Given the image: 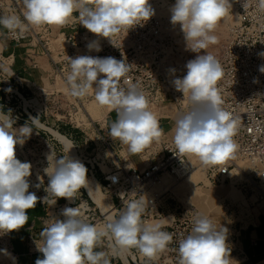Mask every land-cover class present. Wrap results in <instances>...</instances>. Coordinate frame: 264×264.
Here are the masks:
<instances>
[{
	"label": "clouds",
	"instance_id": "1",
	"mask_svg": "<svg viewBox=\"0 0 264 264\" xmlns=\"http://www.w3.org/2000/svg\"><path fill=\"white\" fill-rule=\"evenodd\" d=\"M18 3L22 4L23 19L16 14L0 16V27L17 40L25 38L30 27L63 26L78 13L80 25L98 37L108 38L114 45L113 35L143 26L155 15L149 0H18ZM247 6L245 0V10ZM258 6L264 10V0H259ZM231 8L230 0H175L170 9V22L180 25L186 48L200 53L216 43L217 37L212 33ZM87 47L101 50L97 42ZM260 55L264 56V52ZM68 58L69 94L82 98L90 89L94 90L96 102L117 113L109 131L113 140L127 145L131 154H138L162 135L156 116L148 110L144 92L126 79L130 64L114 57ZM186 68L187 74L173 81L175 89L190 100L189 110L179 113L175 119L173 152L180 158L196 156L203 165H216L232 157L238 147L233 139L236 120L219 105L216 85L222 76V67L205 51L188 61ZM259 71L264 73V66ZM100 74L104 78L98 79ZM122 80L128 84L127 88L122 86ZM6 91L10 92L11 88ZM37 118L30 117L31 124L28 121L14 128L15 119L0 111V236L23 227L29 221L28 210L36 207L41 199L29 191L32 165L16 157V146L30 139ZM47 160L49 166L44 172L49 178L45 188L48 195L42 198L43 202L49 195L56 200L72 201L77 191L88 188V169L82 162L70 155L57 159L52 151ZM38 179L37 188L43 183L42 177ZM143 197L123 201L125 210L119 218L109 217L102 227L86 222L78 207H65L64 219H55L42 229L43 246H38V251L43 258H38L35 264H110L104 252L95 251L104 236L114 239L115 246L121 250L136 248L145 257L154 258L172 242L173 236L160 230V224L141 222ZM227 232L225 227L217 228L206 215H197L191 232L178 242L179 264H228ZM3 251L10 256L7 250Z\"/></svg>",
	"mask_w": 264,
	"mask_h": 264
},
{
	"label": "built area",
	"instance_id": "2",
	"mask_svg": "<svg viewBox=\"0 0 264 264\" xmlns=\"http://www.w3.org/2000/svg\"><path fill=\"white\" fill-rule=\"evenodd\" d=\"M230 2L232 8L229 11L236 16L237 21L231 26L230 39L222 51L214 57L222 67V76L216 85L219 105L236 120L233 139L238 147L232 157L216 165H203L200 161L193 160V156L180 158L173 152L175 151L173 114L187 112L190 108L188 96L177 91L173 81L187 74L186 64L195 59L196 55L186 48V42L178 38L179 34L175 35L172 32L170 23L162 16L155 13L143 26H136L128 33L121 31L113 35L111 40L115 46L108 38L98 37L80 25L78 15L69 19L65 25L58 26L57 31L53 25H41L37 26L38 30L30 27L25 38L19 40L11 38L8 31L4 34L7 41L15 44L21 45L28 42V49L32 54L45 57L51 62L57 75L65 82L67 90L66 76L70 72L68 57L89 55L124 60L131 65L126 77L128 83L138 85L144 92L148 101V110L156 116L159 127L163 129L158 139H154L138 153L143 165L142 169L126 167L127 160L125 159L116 158L114 164L106 162L109 167L108 171H104V189L111 190L112 193L113 219H118L125 210L123 201L140 199L144 196L145 207L141 222L149 225L152 221H158L161 225L160 230L172 234L173 240L150 259L136 248L121 250L115 246L114 239L104 236L95 251L104 252L110 264H179L178 242L191 232L194 219L177 217L175 212L170 211V205L163 202L165 198L163 195L169 191L168 189L162 192L153 190L154 186L161 184L164 175L171 176L178 181L195 168L204 167L218 183L244 186L247 194L256 197L258 209L264 210V73L259 71V68L264 66V56L260 55L264 52V10L258 6L259 0H247L246 10L243 7L245 0H230ZM52 38L59 40L53 48L51 47ZM92 42H97L101 50L98 52L94 49L90 50L87 45ZM3 56L0 53V67L11 66L14 54ZM99 78H104L103 74H100ZM13 80L19 85L13 83ZM0 82L3 83V86H0V99L3 101V104H0V111L15 119L14 128L24 125L30 117H38L33 134L24 145L27 146L28 154L36 151L44 138L48 137L47 132L49 131L46 128L60 131L63 134L61 126H69L76 131L80 129L79 132L83 134L77 139L63 134L67 138L70 137L68 139L74 149L75 142H77L81 150H90L92 153L99 150L101 142H96L89 132L81 128L84 123L83 116L89 115L86 105L96 101L94 90L90 89L88 94L82 98L70 95L72 101L65 105L58 97H55L50 104L48 101L51 97L48 99V96L57 94L61 92L60 90L54 88L52 92H49L46 88L37 86L30 79L19 78L17 74L5 80L0 79ZM121 84L125 88L128 87L123 80ZM9 88L11 91H6ZM25 89L29 91L27 94L24 93ZM62 110L66 111L65 115L62 114ZM110 112L117 117L113 109L110 108ZM52 116L54 122L51 123L52 118L49 117ZM164 119H170L173 122L169 129L163 126L162 120ZM29 123L31 124V121ZM107 123L108 119H105L104 124L96 131L109 148L110 145L118 143V139L111 138L110 127ZM49 134L55 138L50 132ZM91 139L94 141V148L90 146ZM119 146H121L120 143ZM23 152L22 150L23 161L27 162ZM96 154L99 155L98 152ZM54 155L58 158L60 156ZM16 157L20 159L17 152ZM46 162L49 165L47 157ZM103 162H105L104 159ZM86 163L83 162L86 167L89 166L87 175H91L93 170L96 174L97 170L93 162L88 160ZM97 166L99 170H103L100 164L97 163ZM44 169L42 175H46ZM48 179L46 175L39 188L36 185L40 183V180L29 181L30 191L41 198L42 202V198L48 195L45 192L47 185L44 183ZM77 198L81 205L79 212L86 222L98 227L108 223V215L94 202V206L87 202L82 188L78 191ZM55 200L56 198L49 195L48 199L43 202L46 214L39 222L31 224L30 239L41 237L42 229L55 219H64L62 210L66 205L73 207L75 202L74 200L68 201L60 209ZM169 217H172L171 221L163 223ZM12 237L13 232L0 236V264H3L1 258L4 254L3 250H7L10 254L13 253ZM226 241L233 246L230 247L226 242L229 249L234 251L231 261L237 264L240 259L236 250L242 251L238 235L229 233Z\"/></svg>",
	"mask_w": 264,
	"mask_h": 264
},
{
	"label": "rangeland",
	"instance_id": "3",
	"mask_svg": "<svg viewBox=\"0 0 264 264\" xmlns=\"http://www.w3.org/2000/svg\"><path fill=\"white\" fill-rule=\"evenodd\" d=\"M150 5L155 10V13L165 18L170 23V28L172 32L178 35V38L180 40H185L183 32L181 30V27L179 24L173 25L170 22L171 17V7L174 5L175 0H149ZM11 10H15L17 15H20L22 17V4L18 3V0H0V16L5 14H10ZM237 21V18L235 15L231 13V11L228 12V14L217 24V27L215 31L212 33L217 37V41L215 44H210L208 48L205 50L207 53L215 56L219 54L228 40L230 39L231 35V26ZM54 28L58 27L53 25ZM36 30H38V27H34ZM31 39V38H30ZM5 42H8V46L6 48H11L15 44L14 42L7 41L4 37V35L0 34V53L1 55L4 54L3 45ZM59 42L54 40V38L51 39V47L53 48L56 46ZM26 43V42H25ZM24 43V44H25ZM28 43V42H27ZM29 46V45H28ZM3 50V51H2ZM204 50H201L200 53L193 52V55H203L205 54ZM4 57V56H3ZM10 62V60H9ZM39 62V61H38ZM41 65H43V68H39V75L43 77V82L41 84L36 83L39 87H44L49 92H52V90L58 89L61 92L54 93L48 102L52 104L55 97H58L63 105L68 104L72 101V98L70 94L68 93L67 86L65 82L57 75L55 69L53 68L51 62H49L45 57H42L41 61L39 62ZM19 63H12L11 66L6 65L5 67H0V79L5 80L11 75L16 76L18 74L17 67H19ZM44 70V71H43ZM21 77V75L19 76ZM32 82H34V77H29ZM15 83V81H12ZM16 84V83H15ZM19 85V84H16ZM0 86H3V83L0 82ZM29 91L26 90L24 93H28ZM57 95V96H56ZM49 104V105H50ZM87 110L89 112V115L83 116L84 123L81 126L85 131L89 132V134L94 138L96 142H101L102 145L99 143V150H96L94 153H92L90 150L85 151L81 150L82 148L79 146V143L75 142V149L79 152H81L80 156L81 159L85 164L86 161L90 160L95 165V169L97 170L96 173V179L98 181V185L100 187V191L102 195L104 196V199L113 206L111 202V190L104 189V182L103 180H100V170L97 166V163L100 164L102 169L104 171H108L109 165L106 164L113 163L117 160V146L112 144L109 147L110 152L106 153L104 151V147L106 146L105 143H103L102 138L99 136L96 129H99L101 125L104 124V120L108 119V125L112 123V117L117 118L115 114L112 112L109 113L110 108L107 106L99 105L96 101H92L86 105ZM63 115L66 114V111H61ZM175 119L177 117V114H173ZM51 119V123L54 122L53 116L49 117ZM49 126V125H48ZM50 127V126H49ZM62 127V126H61ZM80 131V129H78ZM60 132V131H59ZM61 133V132H60ZM48 137H45L42 143L39 145L38 149L36 151H33L32 153H27V146H24L25 143L21 145L16 146V152L19 154L20 161H23L22 156V150L24 151V157L26 158L27 162H29L32 165L31 168V175L28 178L29 181L34 180L38 181L39 177L43 174V168L48 167V163L46 162V152L53 151L54 154L60 155L59 158L62 156H67L68 154L64 151L62 145L57 141L56 138H53L49 132H47ZM64 134V133H63ZM44 135V134H43ZM45 136V135H44ZM70 139V137H68ZM73 139V138H72ZM91 148H94V141L91 139ZM128 150V146H125ZM121 149V147H120ZM98 152V156L97 153ZM32 159V160H31ZM103 159L105 162H103ZM135 159V157L133 158ZM119 160V159H118ZM86 166V165H85ZM89 169V166L86 167ZM196 169V168H195ZM95 172V170H93ZM194 171V170H193ZM199 172L202 175H199V173H193L191 172L187 176L183 177L182 179L176 181L171 176L164 175L162 177V182L159 185H156L153 187V190H157L158 192H162L165 189H168L169 191L166 192L163 197V202L165 204L170 205V211L175 212L177 217H184L189 219H194L197 215L203 214L209 217V214H214L212 212H220L222 216H224L230 225L237 224L238 227L236 230H232L230 233L234 234L242 227H245L243 224L249 223L254 218L255 213H257L258 206L256 202V197L251 196L250 194H247L244 191V186L236 185V184H221L216 182V179H213L211 177V174L206 170V168H200ZM205 175L207 176V179L211 182V184H207V182L204 180ZM195 174V175H193ZM46 175H42V178H44ZM88 176V175H87ZM45 185L48 184V180L44 181ZM82 192L84 197L87 199V202L94 206L91 199L88 197L87 193L85 192V189L82 188ZM77 193H75V199L73 207H78L79 211H81V205L80 200L77 198ZM214 197V202L210 203L211 196ZM236 196V197H235ZM53 198H56L53 196ZM216 198V199H215ZM115 204H117V201L115 197H113ZM236 201L238 203L230 205L229 201ZM69 200L65 198H57L56 203L60 209L63 208L64 205L67 204ZM244 201V202H243ZM244 203V204H243ZM205 204V205H204ZM208 206H207V205ZM212 204V205H211ZM67 207V205H66ZM176 209V210H174ZM251 214V215H250ZM172 217H169L168 219L164 220L163 223L171 221ZM159 224L157 221H152L149 225H156ZM246 224V225H247ZM239 225H243L239 227ZM228 234V232H227ZM230 247H233L231 244H229L228 241H226ZM237 254L239 255V259L242 257V251L236 250ZM234 251H231L230 249V256L228 260V264H234V262L231 261V257L233 255Z\"/></svg>",
	"mask_w": 264,
	"mask_h": 264
},
{
	"label": "crops",
	"instance_id": "4",
	"mask_svg": "<svg viewBox=\"0 0 264 264\" xmlns=\"http://www.w3.org/2000/svg\"><path fill=\"white\" fill-rule=\"evenodd\" d=\"M10 14H16L15 10H11ZM77 15L78 13L74 14L69 19H72ZM55 28L57 31V27ZM7 31L8 30L0 27L1 35H4ZM28 45V43L21 45L14 44L13 47L6 48L9 46L8 42H5V44L3 45L4 54L5 56L12 53L14 54L13 62H18L20 64L19 67L16 68L18 71V76L21 75V77H23L24 79H30L29 77H34V83L41 84L43 82V77L39 75L38 69L43 68V65L39 63L42 59V56L32 54L28 49ZM0 104H3V101H1V99ZM173 118L175 119V117ZM116 119L112 117V123ZM172 123L173 122L170 121V119L162 120V124L165 129H169ZM110 125L107 124L108 127H110ZM61 129L63 133L67 134L73 139H77L79 138V136H83L81 132L76 131L69 126H62ZM117 142L118 143H115L118 148L116 152L117 158L119 160H127L126 167H135L138 169H142L143 165L141 164L139 155L131 154L126 149L125 144L121 143L119 140ZM119 143L121 144V146H119ZM134 157L135 159H133ZM100 180H104V170L101 169ZM212 213L214 214H209V218L216 225V227L219 228L220 226H222L227 228L229 234L232 231V225L229 224L228 220L224 216L219 214L220 212ZM27 214L29 216V221L18 231H13V253L10 254V256L3 254V264H35V261L38 258H43V254L38 251V246H43V239L42 237L30 239V226L34 222H39L45 216L46 207L41 200H38L36 207L28 210ZM246 224L247 223L243 224L245 227L240 228L236 232L242 249V257L237 264H264V210L258 209L252 221H250L247 225Z\"/></svg>",
	"mask_w": 264,
	"mask_h": 264
},
{
	"label": "bare ground",
	"instance_id": "5",
	"mask_svg": "<svg viewBox=\"0 0 264 264\" xmlns=\"http://www.w3.org/2000/svg\"><path fill=\"white\" fill-rule=\"evenodd\" d=\"M157 14V13H156ZM236 23V22H235ZM44 128V127H43ZM46 130H48L61 144L62 146L64 147V150L65 152L70 155V157H72L73 159H76V160H79L80 162H82V159H81V156H80V152H78L76 149H74L71 141L63 134L55 131V130H52L50 128H46ZM104 151L106 153H109L110 150L107 146L104 147ZM51 151H48L46 152V157L47 155L50 153ZM54 157H56L54 154H53ZM57 159H59L57 157ZM196 159V161H200L198 157L196 156H193V160ZM197 162V163H198ZM51 163V162H50ZM83 163V162H82ZM200 168H196L194 169V171H192L193 173H199V175H202L200 172H199ZM195 175V174H193ZM204 176H205V181L207 182V184H211V182L207 179V176L205 175L204 173ZM88 181H89V185H88V188L86 189V192L89 196V198L91 199L92 202H94L96 205H98L101 210L108 215V217H112L113 216V209H112V206L104 199V196L102 195L101 191H100V187L98 185V181L96 179V174L95 172L93 171L91 175H88ZM169 189V188H168ZM214 197L215 196H211L210 198V203H213L214 202ZM236 197V196H235ZM216 199V198H215ZM230 205H233V204H236L238 202L236 201H231V200H228ZM244 202V201H243ZM244 204V203H243ZM205 205V204H204ZM207 205V204H206ZM212 205V204H211ZM208 206V205H207ZM251 215V214H250ZM242 226V225H241ZM239 225V227H241ZM238 227L237 224L235 225H232V230H236ZM2 258V256H1ZM12 258V257H11Z\"/></svg>",
	"mask_w": 264,
	"mask_h": 264
},
{
	"label": "trees",
	"instance_id": "6",
	"mask_svg": "<svg viewBox=\"0 0 264 264\" xmlns=\"http://www.w3.org/2000/svg\"><path fill=\"white\" fill-rule=\"evenodd\" d=\"M103 182L105 183V180H103Z\"/></svg>",
	"mask_w": 264,
	"mask_h": 264
}]
</instances>
